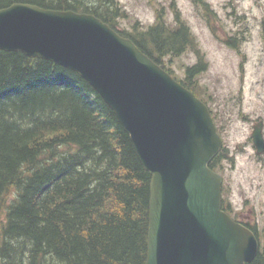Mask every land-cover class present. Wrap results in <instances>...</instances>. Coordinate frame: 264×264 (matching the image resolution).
I'll list each match as a JSON object with an SVG mask.
<instances>
[{
	"label": "trees",
	"instance_id": "trees-1",
	"mask_svg": "<svg viewBox=\"0 0 264 264\" xmlns=\"http://www.w3.org/2000/svg\"><path fill=\"white\" fill-rule=\"evenodd\" d=\"M16 3L94 15L190 89L193 69L179 79L169 68L194 42L178 15L175 26L160 16L126 31L118 0L0 9ZM150 182L113 110L77 73L0 50V264H146Z\"/></svg>",
	"mask_w": 264,
	"mask_h": 264
},
{
	"label": "water",
	"instance_id": "water-1",
	"mask_svg": "<svg viewBox=\"0 0 264 264\" xmlns=\"http://www.w3.org/2000/svg\"><path fill=\"white\" fill-rule=\"evenodd\" d=\"M0 50L77 73L113 110L150 174L146 264H249L258 241L222 209L210 167L223 142L208 106L94 15L16 3L0 9ZM254 143L264 150L261 130Z\"/></svg>",
	"mask_w": 264,
	"mask_h": 264
},
{
	"label": "rangeland",
	"instance_id": "rangeland-1",
	"mask_svg": "<svg viewBox=\"0 0 264 264\" xmlns=\"http://www.w3.org/2000/svg\"><path fill=\"white\" fill-rule=\"evenodd\" d=\"M118 1L126 12L120 20L121 30L132 31L137 23L147 28L160 16L175 26L176 15L189 27L206 56L198 68L209 64L199 75L201 93L234 157L232 163L224 161L225 168L220 170L223 197L238 203L246 192L245 197L257 204L264 193V164L257 160L248 137L251 124L264 118V40L258 37V31H264V0ZM172 59L169 68L179 79L200 61L190 50ZM242 145L248 146L240 152L236 147Z\"/></svg>",
	"mask_w": 264,
	"mask_h": 264
},
{
	"label": "flooded vegetation",
	"instance_id": "flooded-vegetation-1",
	"mask_svg": "<svg viewBox=\"0 0 264 264\" xmlns=\"http://www.w3.org/2000/svg\"><path fill=\"white\" fill-rule=\"evenodd\" d=\"M264 30V29H263ZM262 37L264 40V31H258V37ZM260 37V38H261ZM220 42L223 47V36L220 39ZM190 51L197 55L198 58H200V61L196 65H191L189 68L193 69L191 79H190V90L195 93L201 100L207 104V106L210 109V103H208L205 100V94L201 93L200 86H199V75L203 72L207 71L209 69V65H205L203 68H198L201 64L202 58L203 61L205 60L206 56L204 53L201 52V50L198 47V44H196V41L193 42L190 46ZM264 53V50H263ZM223 72V67H222ZM223 80V78H222ZM264 80V78H263ZM209 99V98H208ZM212 101V97L210 98ZM211 111V109H210ZM212 113V111H211ZM215 118V116H214ZM220 128V127H219ZM256 128L261 130L263 139H264V118L259 117L256 122L251 124V131L249 132L248 142L250 141V144L252 145V148L254 150L255 156L257 157V160L259 162H263L264 164V150L260 153L258 152V149L254 143L253 134L256 130ZM222 130V128H221ZM223 139V138H222ZM247 143V142H246ZM248 146V145H247ZM245 145L237 146L236 149L238 151H242L243 149L247 147ZM234 157L230 155V151L228 150V147L224 145V139H223V147L221 149V158H220V166L219 169L223 170L225 167L223 166V162L227 161L232 163L231 159ZM263 187H259L260 190H262ZM246 192L243 193V200H239L238 203L233 200L223 197V210L237 223L245 226L251 232L254 234L258 241V252L254 260L249 264H264V193L261 196V199L257 201V204H254L250 198L245 197ZM235 203V204H234ZM257 256H260V263H256L255 259Z\"/></svg>",
	"mask_w": 264,
	"mask_h": 264
}]
</instances>
